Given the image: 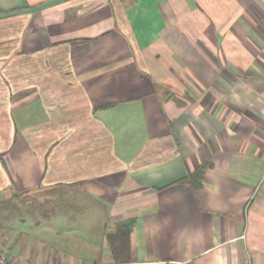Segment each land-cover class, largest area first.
Here are the masks:
<instances>
[{"label":"crops","instance_id":"1","mask_svg":"<svg viewBox=\"0 0 264 264\" xmlns=\"http://www.w3.org/2000/svg\"><path fill=\"white\" fill-rule=\"evenodd\" d=\"M128 223L125 264H264V0H0V249L115 264Z\"/></svg>","mask_w":264,"mask_h":264},{"label":"rangeland","instance_id":"2","mask_svg":"<svg viewBox=\"0 0 264 264\" xmlns=\"http://www.w3.org/2000/svg\"><path fill=\"white\" fill-rule=\"evenodd\" d=\"M45 194L47 195V193H45ZM45 194L44 193L39 194L41 200L44 198ZM31 203H33V202H31ZM29 205H30V208H28V211L30 212V214L28 215L26 213L24 215V217H25L24 220L28 224L31 225V227L28 230H31V231L33 230L32 235L30 236V241L32 238H35V239H40L41 241H44V243L50 244V245H52L54 243V241H59V242H62V246L67 249L66 251H68L69 252L68 254H70L71 256L79 255L81 253L84 254V249L86 248V242L88 241V237L86 235H84V232H81V231H83L86 227L84 225L85 220H77L78 222H76L75 220L72 219V223H74L73 225L74 226L76 225L75 227H78L76 230L77 232H76L75 236L73 234L71 236L60 235V236H57V239L55 240L56 237L53 236L49 232V231H52L53 229H48V227L50 225H53L54 222H59L58 212L56 214L52 213V214H47L46 216H43V215H41L42 207L40 209L36 208L37 203H33V204H29ZM45 205L47 206V208L50 207L49 206L50 204H45ZM94 206L97 208L96 204H94ZM40 221L45 222V223H42V225L40 226V229L37 230L36 227L32 226V224H34L36 222H40ZM62 221L65 222L64 225H67L69 227L71 226V220L63 219ZM41 228L43 230L44 229L47 230V231H44V232H46V234L39 233V235H37L34 230L36 229V231L43 232V231H41ZM70 246H73V248L75 246V248L72 249Z\"/></svg>","mask_w":264,"mask_h":264},{"label":"trees","instance_id":"3","mask_svg":"<svg viewBox=\"0 0 264 264\" xmlns=\"http://www.w3.org/2000/svg\"><path fill=\"white\" fill-rule=\"evenodd\" d=\"M207 168L208 167L203 166L190 176L188 181L193 189L197 190L201 187L200 181ZM131 230H132V223L120 224L116 227L115 233L109 234L107 236V242L109 244L115 264L128 263L127 261L129 259L128 256L130 251Z\"/></svg>","mask_w":264,"mask_h":264},{"label":"built area","instance_id":"4","mask_svg":"<svg viewBox=\"0 0 264 264\" xmlns=\"http://www.w3.org/2000/svg\"><path fill=\"white\" fill-rule=\"evenodd\" d=\"M0 264H16L9 259L8 254L0 249Z\"/></svg>","mask_w":264,"mask_h":264}]
</instances>
